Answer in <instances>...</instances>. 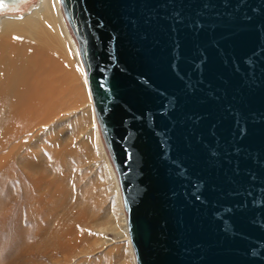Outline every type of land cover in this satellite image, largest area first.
I'll list each match as a JSON object with an SVG mask.
<instances>
[{
    "label": "water",
    "instance_id": "obj_1",
    "mask_svg": "<svg viewBox=\"0 0 264 264\" xmlns=\"http://www.w3.org/2000/svg\"><path fill=\"white\" fill-rule=\"evenodd\" d=\"M136 264H264V0H60Z\"/></svg>",
    "mask_w": 264,
    "mask_h": 264
},
{
    "label": "rangeland",
    "instance_id": "obj_2",
    "mask_svg": "<svg viewBox=\"0 0 264 264\" xmlns=\"http://www.w3.org/2000/svg\"><path fill=\"white\" fill-rule=\"evenodd\" d=\"M35 4L21 0L0 23ZM84 110L15 122L0 101V264H136L100 126Z\"/></svg>",
    "mask_w": 264,
    "mask_h": 264
},
{
    "label": "bare ground",
    "instance_id": "obj_3",
    "mask_svg": "<svg viewBox=\"0 0 264 264\" xmlns=\"http://www.w3.org/2000/svg\"><path fill=\"white\" fill-rule=\"evenodd\" d=\"M20 1L0 0V12ZM0 101L16 117L15 122L45 121L68 107L85 109L82 118L90 110L96 118L78 42L60 0H38L23 18L5 16L1 20ZM100 149L120 188L102 139ZM123 225L128 237L125 218Z\"/></svg>",
    "mask_w": 264,
    "mask_h": 264
}]
</instances>
